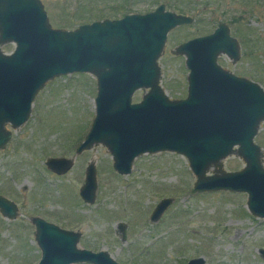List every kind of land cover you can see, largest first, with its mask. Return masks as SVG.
Returning a JSON list of instances; mask_svg holds the SVG:
<instances>
[{
  "label": "rangeland",
  "instance_id": "1",
  "mask_svg": "<svg viewBox=\"0 0 264 264\" xmlns=\"http://www.w3.org/2000/svg\"><path fill=\"white\" fill-rule=\"evenodd\" d=\"M54 29L74 31L81 25L119 20L127 14H148L160 5L194 19L170 32L159 59L160 85L171 100L188 96L189 70L185 56L173 51L189 40L213 34L226 24L240 45L241 58L221 55L218 64L237 77L264 89V0H40ZM14 43L1 46L4 54ZM139 90L133 103L141 102ZM97 78L76 73L49 81L35 98L29 120L14 129L0 150V195L19 208L16 220L0 213V264H38L34 217L82 234L79 248L107 251L120 264H264V219L248 210V194L217 191L196 193V175L188 159L163 152L137 158L132 173L114 170L109 149L98 144L76 155L96 117ZM264 156V122L255 138ZM49 158L73 159V168L57 175ZM90 163L97 168V198L85 204L80 189ZM264 165V157H263ZM246 163L238 155L222 161L225 172H238ZM211 167L207 176L215 174ZM164 199L173 203L158 222L151 215ZM127 225L122 241L119 224Z\"/></svg>",
  "mask_w": 264,
  "mask_h": 264
},
{
  "label": "water",
  "instance_id": "2",
  "mask_svg": "<svg viewBox=\"0 0 264 264\" xmlns=\"http://www.w3.org/2000/svg\"><path fill=\"white\" fill-rule=\"evenodd\" d=\"M194 19L160 5L148 14L97 21L74 31L54 29L40 0H0V150L11 141L14 129L30 118L32 105L46 84L59 77L89 73L98 80L96 117L80 155L93 146H106L120 175L132 173L140 156L172 152L186 157L197 177L196 193L229 191L248 194V210L264 219L263 151L255 143L264 122V89L237 77L218 64L221 55L233 63L241 58L240 45L226 24L211 35L179 45L173 53L185 56L188 96L171 100L160 85L159 59L168 35ZM14 43L4 54L1 46ZM148 91L139 103L133 97ZM238 155L246 166L225 172L222 161ZM46 165L57 175L68 173L73 159L49 158ZM214 167L215 174L207 176ZM97 168L90 163L80 197L94 205ZM173 200H162L151 215L158 222ZM0 213L8 220L19 216L18 206L0 195ZM41 251L38 264H120L107 251L79 248L80 232L66 230L43 218L32 219ZM123 242L127 225L119 224ZM264 259V249L259 251ZM188 264H207L204 258Z\"/></svg>",
  "mask_w": 264,
  "mask_h": 264
},
{
  "label": "flooded vegetation",
  "instance_id": "3",
  "mask_svg": "<svg viewBox=\"0 0 264 264\" xmlns=\"http://www.w3.org/2000/svg\"><path fill=\"white\" fill-rule=\"evenodd\" d=\"M35 218V217H34ZM49 222V221H48Z\"/></svg>",
  "mask_w": 264,
  "mask_h": 264
}]
</instances>
